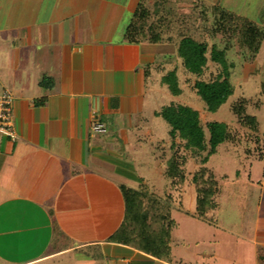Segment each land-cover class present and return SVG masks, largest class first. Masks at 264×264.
<instances>
[{
  "label": "crops",
  "instance_id": "0c3cea01",
  "mask_svg": "<svg viewBox=\"0 0 264 264\" xmlns=\"http://www.w3.org/2000/svg\"><path fill=\"white\" fill-rule=\"evenodd\" d=\"M139 2L0 0V91L12 95L15 123L14 138L0 134V264H235L222 254L225 235L261 264L264 215L247 234L209 220L214 194L196 196L195 212L179 205L178 180L165 173L169 126L160 134L156 113L174 102L163 76L175 70L182 94L179 72L191 75L176 48L122 37ZM213 4L264 30V0ZM238 52L248 76L264 74V43L254 61ZM262 82L261 104L249 99L256 110ZM240 98L247 107L240 95L229 109ZM246 113L257 130L238 136L264 162V130ZM94 121L106 131L94 134ZM177 213L211 228L179 226Z\"/></svg>",
  "mask_w": 264,
  "mask_h": 264
},
{
  "label": "trees",
  "instance_id": "16d2710c",
  "mask_svg": "<svg viewBox=\"0 0 264 264\" xmlns=\"http://www.w3.org/2000/svg\"><path fill=\"white\" fill-rule=\"evenodd\" d=\"M166 2L169 0H154L153 5H164ZM200 7L198 16L203 23V33L210 39L221 36L225 45L220 48L215 43L209 44L206 38L197 40L190 33H184L179 36L176 51L182 66L194 77L192 87L204 102L206 110L215 112L233 93L229 70L232 64L228 62L226 52L235 42L244 59L254 61L264 43V30L218 4L205 5L200 2ZM156 8L152 9L146 0H140L122 27V37L132 43L170 41L173 23L170 16L160 14ZM209 61L218 64L220 69L214 74L210 73L208 79H203ZM162 80L172 94L181 93L175 70L165 74ZM262 88L264 91V82ZM246 104L247 99L240 98L230 105V111L242 127L256 131V118L246 113ZM156 114L169 126L170 147L173 150L166 175L179 182L185 177L184 168L188 159L199 158L201 165L194 171L192 181L197 189L214 194L217 181L205 164L220 144H241V138L225 122L207 121L203 124L198 110L184 104L171 102ZM245 152L249 153L250 150L245 148ZM259 258L263 264L264 254Z\"/></svg>",
  "mask_w": 264,
  "mask_h": 264
},
{
  "label": "rangeland",
  "instance_id": "374dc122",
  "mask_svg": "<svg viewBox=\"0 0 264 264\" xmlns=\"http://www.w3.org/2000/svg\"><path fill=\"white\" fill-rule=\"evenodd\" d=\"M146 1L152 9L157 7L156 9L160 12V14H164L168 17L170 16L171 22L173 23V25H171L173 27L171 28L170 33L171 40L163 43L170 45L169 48H176L179 36L184 33H190L197 40L206 38L205 40L209 44L215 43L220 48L225 45V41L221 38V36L210 39V36L208 37L206 33H203L201 28L203 27V23L201 22V18L198 16V10L201 8L200 2L205 5H211L215 2V0H169V2H166L167 4H159L157 6L153 5L154 0ZM168 10L170 12H168ZM166 13L170 14L168 15ZM208 22H210V20ZM226 57L228 62L232 63L234 67V69H232L234 74H231L230 76L233 93L215 112H208L206 110L204 102L196 94L192 87L194 77L190 76L188 79L185 76V73L181 74L179 72L182 94L176 96L168 92V95L164 97V99H172L174 103L185 104L197 109L200 120L203 124L212 120L225 121L232 127L235 134L240 135L241 133L244 134L247 129L241 128V126L237 123L235 115L232 114L228 105L231 101L236 99V97L243 95L248 98L249 104L246 107L247 112L255 113L256 111H259L255 114H257L259 118L260 130H264V106L261 105L260 110H256L252 105L253 103H258L259 105L261 104L262 97L259 96L258 98L256 93L259 89L260 81L264 80V74L256 76L250 74L248 76L249 72L252 73L253 67H251V65H247L246 67L244 63L242 66L240 65L243 60L238 52V47L235 42H232V48L226 52ZM259 62L261 65V73H264V60H260ZM179 64L180 63L178 62V66ZM243 67L246 68L243 69ZM219 69L220 66L218 64L209 61L203 79H208L210 73L214 74ZM249 99H251L253 103H251ZM155 102L157 103V101ZM158 119L159 122L158 124H155V127L159 125L161 130L160 134H163V129H165L166 123L162 118ZM244 142L247 144V141L241 142L242 145L231 143L220 144L216 152L209 156L205 165L212 171V173H214L217 185L215 187L214 197H208L210 209L206 215L209 217V220L219 219V221L226 228L235 230H241V228H243L247 234H250L249 230L252 229L256 216L264 215V204H260L261 202H259L260 196H264V162L257 159L258 150L252 152L251 156L246 154L243 149ZM249 144L251 148H254L252 141L249 142ZM199 162V158L188 159V164L186 165V178L189 181L181 185L178 182L175 187L176 194L181 195L183 201L182 204H179L181 208L184 207L194 212L196 211V207H194V198L196 196L212 195L207 190L197 189L191 179L194 171L197 170L199 165H201ZM192 198L194 202L191 201ZM214 204L219 208H211ZM180 216L181 215H179V213H177V216L175 215L179 226L187 229L199 228L205 230L207 228L208 230L211 228V226L207 227V225L201 221L198 222L197 220L190 218L184 219ZM228 236L229 235H225L226 239L222 246V254L224 255L226 262L233 259L235 260V264H238V262L240 264H249V259L246 257L243 250H245L244 245L246 247L250 246L247 243H243L241 247H238L235 239ZM238 248L240 251H238Z\"/></svg>",
  "mask_w": 264,
  "mask_h": 264
},
{
  "label": "built area",
  "instance_id": "2783aa9c",
  "mask_svg": "<svg viewBox=\"0 0 264 264\" xmlns=\"http://www.w3.org/2000/svg\"><path fill=\"white\" fill-rule=\"evenodd\" d=\"M13 98L8 90L0 91V134L15 137V123L12 111ZM94 134L104 133L105 125L102 122L94 121L91 125Z\"/></svg>",
  "mask_w": 264,
  "mask_h": 264
}]
</instances>
